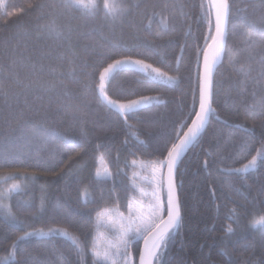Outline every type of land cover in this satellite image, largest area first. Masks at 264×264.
<instances>
[{"label":"trees","instance_id":"1","mask_svg":"<svg viewBox=\"0 0 264 264\" xmlns=\"http://www.w3.org/2000/svg\"><path fill=\"white\" fill-rule=\"evenodd\" d=\"M2 2L0 91L53 86L47 93L28 94L33 110H26L24 117L61 133L69 144L47 140L40 131L25 139L15 130L18 114L0 105V264H16L25 250L42 264H80L81 260L102 264L94 250L108 242L102 234L110 229L104 222L97 224V216L111 207L107 191L112 174L121 190L133 187V177L136 185L146 187L152 165L163 158L158 152L170 147L176 134L173 128L177 133L186 130L211 0H78L71 9L64 7L65 0ZM229 3L233 14L226 57L214 80L215 112L177 172L183 222L153 264H264V227H252L253 220L264 215V205L252 203L255 187L264 177L258 156L264 129L259 115L253 118L244 111V102L251 105L253 93L259 99L261 90L249 84L242 94L237 87L249 68L251 75L258 74L261 58L248 48L239 25L247 18L258 32L264 27V6L261 0ZM9 11L18 15L8 17ZM57 32L70 35V42L64 43ZM114 59L143 64L115 70L101 92L98 73L95 77L93 73L98 65L106 67ZM154 69L166 75L154 80ZM102 95L116 104L142 97L154 100L122 117L101 100ZM81 100L87 104L83 135L64 115ZM5 137L15 140L18 149L7 160ZM251 140L253 150L246 147ZM254 156V168L233 170L243 168ZM239 194L249 201L244 209L239 207L243 202ZM50 229L51 235L25 237V232ZM141 244L133 241L128 249L134 264Z\"/></svg>","mask_w":264,"mask_h":264},{"label":"snow or ice","instance_id":"2","mask_svg":"<svg viewBox=\"0 0 264 264\" xmlns=\"http://www.w3.org/2000/svg\"><path fill=\"white\" fill-rule=\"evenodd\" d=\"M78 0H65L64 7L71 9L75 7ZM261 5L264 6V0H261ZM5 7L2 0H0V8ZM213 13H209L208 20V33L205 37V47L200 49L203 53L202 66L197 72L196 87L192 91V106L191 110L185 117L186 131L181 128L179 132L173 128V132L176 133L169 141L170 147L165 145L162 151L158 152L162 159L158 160L152 165L151 171L146 179V187L135 184V177H133V187L129 189L124 187L122 190L115 180L116 174H112L113 183L107 191V202L111 207H107L104 211L100 212L97 216V224L104 222L110 231L105 235L107 239L106 244H102L95 248L94 256L97 260L102 261V264H134L129 259L128 249L133 241L143 240V250L140 251L139 264H153L154 260L159 259L162 252L167 249V245L172 236L179 230L183 222L181 201L179 196V186L181 181L177 180V172L181 157L188 150L189 146L193 145L197 138L204 132L206 125L208 124L209 117L215 112L213 108L214 101V71L217 65L221 62L222 57L227 51V41L229 37L228 22L230 16L233 14L232 6L229 0H212ZM243 11V10H241ZM8 17L18 15L15 11H9L6 14ZM261 22L264 23V8H262ZM254 21L249 22L245 18L244 22L239 25V28L244 31L246 40L245 43L251 51L260 54V69L258 74L251 75L252 69L249 68V72L246 73L245 79L238 82L237 87L241 93H245L249 84L254 87H258L261 90L259 99H256L255 93H253V103L248 105L245 101V114L255 118L260 116V127L264 129V27H261L259 31L253 27ZM252 28V31H248V28ZM57 37L63 36L62 33L57 32ZM70 35L63 36V42H70ZM143 45H136V47H142ZM87 53V49H85ZM111 59V57H109ZM143 61L131 59H114L112 63H108L107 66L98 65L96 72L98 73L100 91L103 92L105 88V81L110 78L114 70L123 68L129 65H142ZM88 65H85L87 67ZM146 68H150L151 65H144ZM102 69V70H101ZM157 73L153 79L164 77L166 74L154 69ZM69 75H75L70 73ZM171 81V77H167ZM51 85H39L35 89L29 85L25 86V90L21 92L0 91V105L9 107L10 110H15L18 114L16 120V129L25 139L33 136L37 131L43 133V136L47 140L60 141L61 144L67 145L69 141L59 132L44 128L42 125L36 124L30 119L24 117V112L32 111V106L28 104L27 96L30 92H44L52 90ZM63 87V85H62ZM66 90V89H65ZM21 97H24L23 102ZM39 98V97H38ZM153 97H142L139 100H131L128 103H119L109 101L110 107L116 109L122 117H127L130 113H135L138 109H141L145 105L153 103ZM22 105V106H21ZM87 104L81 100L70 112L64 113V115L70 117L73 124L78 125L81 135H83V128L86 123L85 109ZM58 114L60 110H57ZM49 114L45 113V118H48ZM190 120V124L187 121ZM226 123V121H225ZM248 131H252L249 129ZM0 135H3L0 133ZM264 135V132H262ZM212 139H215V134ZM16 141L11 140L9 137L4 139V151L3 158L7 160L10 157L18 154L16 147ZM143 143V142H141ZM261 150L258 152L260 159V166L264 167V139L259 141ZM249 150H253L255 147V141L251 140L246 146ZM131 151V149H130ZM166 152V157L164 153ZM134 154V153H132ZM43 163L51 165L53 161H44ZM133 163H135L133 161ZM257 165V157L254 156L252 160L240 169H233L237 173L246 172L248 169L254 168ZM100 174L97 173V176ZM109 176V173L105 172V178ZM14 187H16L14 185ZM257 197L254 198L252 203H260L264 205V177H261L258 184L255 187ZM242 197L243 202L239 205L241 209L247 207L249 203L246 196L239 194ZM121 208L125 211H121ZM264 210V209H262ZM258 213H253L256 215ZM12 222L16 223V217H12ZM90 222V220H89ZM20 227L23 229V222H19ZM257 226L264 227V215H260L258 220H253L252 227ZM53 230H49L48 233L43 231L25 232V237L30 236H44L51 235ZM232 228L229 227L227 232H232ZM63 235L67 236L65 231ZM20 237L19 239H23ZM85 243V247H86ZM16 264H42L41 261L33 258L31 254L25 250V253ZM83 264V261H80Z\"/></svg>","mask_w":264,"mask_h":264},{"label":"water","instance_id":"3","mask_svg":"<svg viewBox=\"0 0 264 264\" xmlns=\"http://www.w3.org/2000/svg\"><path fill=\"white\" fill-rule=\"evenodd\" d=\"M211 5H212V0H211ZM212 13H213V16H214V9H213V8H212ZM228 27H229V22H228ZM225 57H226V52H225L224 56L222 57L221 62L217 65L216 70L214 71V80H215L216 73H217L218 69L221 67V65L223 64V62H224V60H225ZM202 60H203V57H202ZM201 66H202V62H201ZM116 70H117V69H116ZM114 71H115V70H114ZM101 100H102L106 105L110 106L109 101H111V100H110V97H109V96H107V95H102V96H101ZM115 110H116V109H115ZM210 119H211V115H210V117H209V121H208V124L206 125V128H205L204 132L206 131V129H207L208 125H209ZM186 130H187V129H186ZM186 130H185V131H186ZM204 132L201 134L200 137L197 138V141H195L193 145L189 146L188 150H187V151L185 152V154L181 157L180 164H181V162L185 159V157L187 156L188 152H189V151L194 147V145L199 141V139L202 137V135L204 134ZM180 164H179V165H180ZM143 247H144V244H143V240H142L141 250H143ZM138 264H139V259H138Z\"/></svg>","mask_w":264,"mask_h":264},{"label":"rangeland","instance_id":"4","mask_svg":"<svg viewBox=\"0 0 264 264\" xmlns=\"http://www.w3.org/2000/svg\"><path fill=\"white\" fill-rule=\"evenodd\" d=\"M132 60V59H131ZM134 66H140V65H134ZM108 96V95H107ZM137 100H139V99H137Z\"/></svg>","mask_w":264,"mask_h":264}]
</instances>
